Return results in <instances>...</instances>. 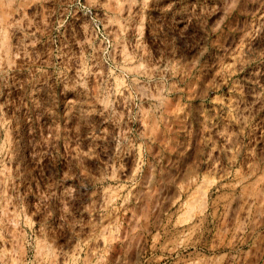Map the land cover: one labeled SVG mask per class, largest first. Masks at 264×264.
<instances>
[{
    "label": "rangeland",
    "instance_id": "rangeland-1",
    "mask_svg": "<svg viewBox=\"0 0 264 264\" xmlns=\"http://www.w3.org/2000/svg\"><path fill=\"white\" fill-rule=\"evenodd\" d=\"M0 264H264V0H0Z\"/></svg>",
    "mask_w": 264,
    "mask_h": 264
}]
</instances>
